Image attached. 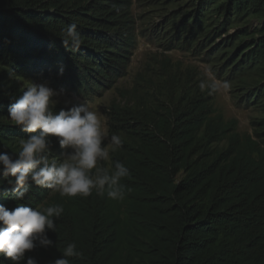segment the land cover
I'll return each instance as SVG.
<instances>
[{
    "label": "trees",
    "instance_id": "trees-1",
    "mask_svg": "<svg viewBox=\"0 0 264 264\" xmlns=\"http://www.w3.org/2000/svg\"><path fill=\"white\" fill-rule=\"evenodd\" d=\"M222 3L213 0L199 10L200 25L215 33L227 23L238 25L244 15L256 16L261 28L251 35L259 36L244 41L246 51L231 77L234 82L249 74L264 77V0ZM128 5L129 0H0V67L10 69L0 68V152L15 151L24 134L5 121L9 94H20L7 84L12 71L32 62L52 61L58 70L63 64L78 91L94 86L92 80L103 86L122 76L134 44L127 37ZM219 16L224 21L214 28ZM72 23L83 39L79 50L61 43L62 30ZM249 86L245 97L254 95L264 105V79ZM107 117L109 136L119 134L124 142L113 160L131 173L122 181L127 185L123 200L95 192L61 197L33 185L23 201H16L11 186L0 184V204L9 209L18 203L64 207L57 234L48 232L53 246L26 256L49 264L75 242L82 257L70 258L72 264H264V118L251 133H241L238 121L225 119L210 96L146 113L112 105Z\"/></svg>",
    "mask_w": 264,
    "mask_h": 264
},
{
    "label": "rangeland",
    "instance_id": "rangeland-1",
    "mask_svg": "<svg viewBox=\"0 0 264 264\" xmlns=\"http://www.w3.org/2000/svg\"><path fill=\"white\" fill-rule=\"evenodd\" d=\"M212 1L129 0L130 34L127 37L134 42L129 49V62L126 69L122 70V76L114 77L108 82L103 81V86H98L100 81L96 79L92 80L94 86L78 91L77 84L71 83L68 70L64 71L63 76L58 75L59 70L52 61H48V64L26 63L28 69L21 66L17 72L12 71L14 75L10 74L7 84H12L18 93L31 80L37 83L47 80L56 89H66V95L59 98L61 103L57 110L64 106L65 99L71 98L73 103L87 101L93 110L104 117L107 132V111L112 105L146 113L155 108H166L167 105L175 109L193 96H210L213 107L225 119L233 118L238 121L239 132L251 133L259 119L264 118V105L254 95L252 98L245 95L247 89L252 88L249 84H253L254 88L264 77L257 78L249 74L234 82L231 74H234L232 69L237 68L235 63L240 61L239 56L246 51L244 41L259 36L258 32L251 34L258 31L256 28H261V22L254 15H244L238 25L227 23L223 30L215 33L208 31V28L203 30L199 23L202 18L198 16L199 10L208 9ZM222 1L223 5L228 2ZM232 17L234 18V13L231 8L228 18ZM223 21L224 17L219 16L213 27H218L219 22ZM245 26L249 28L247 32H238L240 27ZM192 28L195 32L190 33ZM198 35L201 37L198 38ZM240 46L243 47L230 59ZM253 46L251 44L248 49ZM90 66L93 70L98 68L96 64ZM76 67L77 70L83 68L81 65ZM0 68L10 70L7 67ZM223 82L229 85L226 90L222 87ZM214 83L218 86L216 89L212 87ZM5 121L14 124L8 115ZM28 135L30 134L24 132L19 137L21 139ZM60 151L56 145L53 154L58 156ZM47 194L50 195V192Z\"/></svg>",
    "mask_w": 264,
    "mask_h": 264
},
{
    "label": "clouds",
    "instance_id": "clouds-1",
    "mask_svg": "<svg viewBox=\"0 0 264 264\" xmlns=\"http://www.w3.org/2000/svg\"><path fill=\"white\" fill-rule=\"evenodd\" d=\"M61 43L66 49L79 50L83 39L76 23L62 30ZM64 71L61 64L58 75L63 76ZM212 87L218 86L214 83ZM222 87L226 90L229 85L223 82ZM66 91L52 87L47 80H31L19 95L9 94V119L30 135L19 139L15 151L0 152V184L11 186V198L16 201H23L33 185L59 192L61 197H88L95 192L123 200L127 185L122 181L131 173L123 162L113 160L123 147L121 136H109L104 117L87 101L65 99L57 110ZM56 145L61 150L58 156L53 154ZM63 213L64 207L58 203H18L13 209L0 204V264L4 260L38 264L26 253L53 246L48 232L57 234V220ZM80 257L82 252L72 242L49 264H72L70 258Z\"/></svg>",
    "mask_w": 264,
    "mask_h": 264
}]
</instances>
